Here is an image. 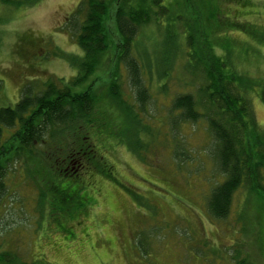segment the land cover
I'll return each instance as SVG.
<instances>
[{"label":"rangeland","instance_id":"rangeland-1","mask_svg":"<svg viewBox=\"0 0 264 264\" xmlns=\"http://www.w3.org/2000/svg\"><path fill=\"white\" fill-rule=\"evenodd\" d=\"M80 1L39 0L17 9L0 2V108L14 106L27 85L35 84L36 94L48 81L74 76L69 60L82 54L70 33L71 18ZM212 5L210 0L203 3ZM218 7L227 22L237 20L264 34V0H219ZM189 15L195 22L192 12ZM195 24L190 34L199 43L207 34L216 54L223 55L216 44L221 36L229 47L230 39L234 41L232 66L259 83L251 88L250 99L263 129L264 44L219 23ZM174 28L162 20L160 28L141 30L133 45L136 57V48L152 57L157 54L155 60L171 57L173 42L181 39L183 30ZM177 48L163 74H146V69L143 74L149 100L141 113L133 107L149 133L100 143L97 138L96 160L107 167L110 179L90 166L79 170L77 178H60L42 168L38 156L27 167L9 170L0 207V252L37 264H236L231 257L238 245L239 259L248 255V263L264 264V202L241 188L224 220L208 213L210 190L220 180L215 147L203 121L182 123L171 111L177 95H195L201 85L185 71L188 50L181 41ZM113 53L93 77L97 94L106 91ZM119 76L122 96L132 104L123 68ZM111 115L121 134L134 127L120 111L114 109Z\"/></svg>","mask_w":264,"mask_h":264},{"label":"trees","instance_id":"trees-1","mask_svg":"<svg viewBox=\"0 0 264 264\" xmlns=\"http://www.w3.org/2000/svg\"><path fill=\"white\" fill-rule=\"evenodd\" d=\"M38 1L0 0L1 4L16 9ZM167 1L170 6L165 5ZM206 1L209 0H81L73 14L75 17L71 18L74 29L70 33L82 54L69 60L74 76L67 81H48L36 94H33L36 85H27L22 88L14 106L0 108V207L7 195L5 180L9 170L27 167L33 157L38 156L42 168L50 169L60 178H77L79 170L90 166L110 179L107 167L96 160L97 138L100 143L107 138L127 136L137 139L139 132L149 133L148 127L140 125L138 112L134 110L136 107L139 113L143 112L149 100L143 74L146 69V74L154 70L160 76L168 70L180 41L188 50L185 71L194 82L200 80L201 85L195 95H177L171 103V111L182 123L203 121L211 135L220 180L208 196L210 217L224 220L229 214L233 195L241 188L264 202V128L260 129L255 121L250 99L251 88L259 83L237 73L232 66L234 41L230 39L229 47L228 41L221 36L216 41L223 52L219 55L207 34L203 33L204 40L199 43L190 33L197 22L229 26L231 31L249 34L259 44H264V34L237 20L227 22L218 7L219 0H210L213 5L208 7L203 6ZM189 10L195 16V22L191 20ZM162 20L173 24L175 30L178 26L183 28L181 39L173 42L174 53L172 50L171 57L155 60L157 54L152 57L145 50L136 48L139 61L133 51L137 35L149 26L160 28ZM113 37L116 40L113 41ZM111 51L117 53H113L114 68L106 78V91L97 94L93 77L111 61ZM120 68L125 70L132 104L122 96ZM261 99L264 103V89ZM114 109L128 121L133 120L134 127L121 134L111 115ZM172 126L174 130L176 122L174 125L172 122ZM6 133H9L8 137ZM127 137L125 140L130 143ZM130 148L134 152L135 149ZM237 246L232 248V260L236 264H250L248 255L239 259L241 251L236 249ZM14 260L17 264H37L18 261L16 256L0 252V264H15Z\"/></svg>","mask_w":264,"mask_h":264}]
</instances>
